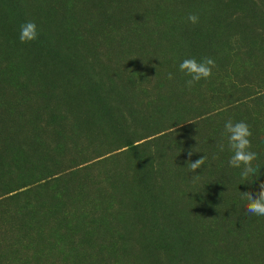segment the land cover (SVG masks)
<instances>
[{
	"label": "rangeland",
	"instance_id": "374dc122",
	"mask_svg": "<svg viewBox=\"0 0 264 264\" xmlns=\"http://www.w3.org/2000/svg\"><path fill=\"white\" fill-rule=\"evenodd\" d=\"M203 57L189 88L179 64ZM229 120L252 132V182ZM260 182L264 0H0V264H264L242 196Z\"/></svg>",
	"mask_w": 264,
	"mask_h": 264
},
{
	"label": "clouds",
	"instance_id": "9594fccd",
	"mask_svg": "<svg viewBox=\"0 0 264 264\" xmlns=\"http://www.w3.org/2000/svg\"><path fill=\"white\" fill-rule=\"evenodd\" d=\"M187 21L195 25L199 22V16L197 14H189ZM38 36L39 32L34 22L28 21L20 25L19 41L22 44L34 42L38 39ZM215 67L216 62L211 57H203L199 61L195 58H186L179 64V71L190 78L186 81V86L191 88L201 80H208L213 74L212 69ZM167 78L172 80V73H169ZM224 127L227 146L231 152V157L228 162L229 166L241 169L240 176L244 180H247L249 176L255 177L250 182L258 179L261 167L253 164V161L257 158V153L250 150L251 141L249 137H251L252 132L249 125L243 121L233 123L229 120L225 123ZM220 150H224L223 144L220 145ZM194 152L196 151L193 149L187 152L189 157L187 164L191 173H196L197 169H201L206 159L205 156H202L193 162L191 157ZM198 176L199 174H195L193 178L196 179ZM258 187L259 190L255 193V198L249 191L242 192L243 198L247 201L244 211L252 216L264 217V182H260Z\"/></svg>",
	"mask_w": 264,
	"mask_h": 264
}]
</instances>
